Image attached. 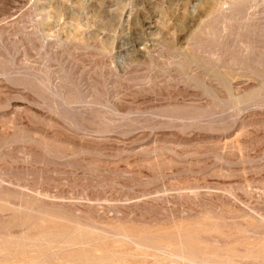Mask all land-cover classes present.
<instances>
[{"label": "rangeland", "instance_id": "rangeland-1", "mask_svg": "<svg viewBox=\"0 0 264 264\" xmlns=\"http://www.w3.org/2000/svg\"><path fill=\"white\" fill-rule=\"evenodd\" d=\"M205 1L0 0V264L264 263V3L192 57Z\"/></svg>", "mask_w": 264, "mask_h": 264}, {"label": "bare ground", "instance_id": "bare-ground-1", "mask_svg": "<svg viewBox=\"0 0 264 264\" xmlns=\"http://www.w3.org/2000/svg\"><path fill=\"white\" fill-rule=\"evenodd\" d=\"M250 3V0H211V1H205V4H204V6L203 7H201L199 10V14L197 15V24H196V27H195V29L189 34V36H188V38H187V41H188V44L189 45H193L194 47H192V48H190L189 50V54L193 57V53H195L197 50H198V48H196L195 47V43H197L198 41H199V38H203V39H205L206 41H209V40H217V41H219V42H224V43H226V45L228 44V42H229V40H234V42L235 41H237V39H234L233 38V36H232V34L230 33V32H224V29L222 30V28L224 27V26H222L221 27V33H223V35L221 34L220 35V32L218 31V29H217V26L218 25H222L223 24V22H222V20L225 18V16H226V14H230V16H232L233 14H238V15H242L243 13H244V10H245V8H246V6H247V4H249ZM263 3H264V0H263ZM228 12V13H227ZM228 14V15H229ZM227 18L228 19H230L231 17H228L227 16ZM250 18V17H249ZM249 18H246L245 17V19H244V21H242V22H240V24H238L237 25V27L239 28L238 30H237V33L235 34V36L238 38V39H243L242 40V43L245 45V46H243V47H240V49L242 50L241 51V55L242 56H240V58L242 57V58H244L245 60H250V57H253V56H256L257 58H258V60L256 59V60H254V62H256V64L257 65H259V66H262V63L264 62V52H261L260 54H258L254 49H253V47H252V45L254 44V42H255V38L256 37H258L259 35H258V32H257V25L254 23V22H252V20L251 19H249ZM242 35V36H241ZM240 41V40H239ZM236 43V42H235ZM186 45V44H185ZM185 49V48H184ZM196 49V51H194ZM223 49V48H222ZM186 50V49H185ZM188 52V51H187ZM207 54V53H206ZM212 56H213V54L212 53H208L207 54V56L206 57H201V59H203L204 61H206L205 63H207L209 66L210 65H212V70H213V72L216 74V75H219L218 77H220V78H222L223 80H228L229 79V76H230V73L227 71V70H224L223 69V67H219V65H221V64H219L220 63V59H211L212 58ZM191 57V58H192ZM196 59V58H195ZM244 59H242V60H244ZM241 60V59H240ZM204 61H203V63H204ZM261 61V62H260ZM228 62V61H227ZM243 62H245V61H243ZM246 62H248V61H246ZM236 63V62H235ZM234 63V64H235ZM207 65V66H208ZM236 65V64H235ZM204 68V67H203ZM257 70V69H256ZM261 71V70H260ZM214 73H211V74H214ZM200 78V77H199ZM201 79V78H200ZM205 79V78H204ZM219 81V80H218ZM221 83V82H220ZM223 85V84H222ZM263 85H264V83H263ZM230 101L232 102V105L233 106H235L236 108L237 107H239V106H241V104L242 103H244V102H242V99H240V96H237L236 98L235 97H231L230 98ZM234 107V108H235ZM1 184V183H0ZM196 195V194H195ZM229 195H230V193H229ZM228 197V196H227ZM232 197V196H231ZM37 198V197H36ZM228 198H230V197H228ZM42 199V198H41ZM227 200H230V199H227ZM42 201V200H41ZM46 201V200H45ZM258 217V216H257ZM264 217V216H263ZM256 221H260V222H262L263 221V218L262 217H260V220H256ZM255 221V222H256ZM254 222V223H255ZM259 222V223H260ZM256 224V223H255ZM217 225V224H216ZM260 225V224H259ZM264 225V224H263ZM211 226H213L214 227V224L213 225H211ZM252 226V225H251ZM253 226H255V225H253ZM258 226V225H257ZM200 228V227H199ZM242 228V227H241ZM247 228V227H246ZM246 228H243V229H246ZM261 228H263L262 227V225H261ZM237 229V228H236ZM236 229H233V230H236ZM239 229V228H238ZM200 230V229H199ZM232 230V229H231ZM241 230V229H240ZM240 230H237L236 231V233L237 234H239L240 236H241V234H242V232L240 231ZM264 230V229H263ZM244 231H246V230H244ZM258 231V230H257ZM219 231H217L216 233H218ZM226 232H227V230H226ZM229 232H231V231H229ZM233 232V234L231 235V236H233L234 235V231H232ZM231 232V233H232ZM239 232H241V234L239 233ZM235 233V235L237 236V234ZM247 233V232H246ZM219 234H220V232H219ZM228 234V233H227ZM245 234V233H244ZM255 234V233H254ZM254 234H251V235H254ZM258 234V233H257ZM260 234V233H259ZM218 235V234H217ZM222 235V236H221ZM223 235H224V233L223 234H220V236L223 238ZM256 235V234H255ZM261 235V234H260ZM228 235H226V237H224V238H229L230 236H228ZM236 236H233V237H236ZM243 236V235H242ZM245 238V237H244ZM251 238V237H250ZM264 238V237H263ZM127 239V238H126ZM219 239V241L221 240L220 238H218ZM242 239V238H241ZM214 240H216V244H218L217 243V239L215 238ZM233 240V239H232ZM237 240V239H236ZM238 240L239 241H241L240 240V238H238ZM259 240V239H258ZM211 241V240H210ZM264 241V240H263ZM222 242V241H221ZM227 242V241H226ZM228 242H230V241H228ZM245 242V241H244ZM259 242V241H258ZM261 242V241H260ZM224 243V242H223ZM231 243V242H230ZM238 243V242H237ZM213 244V243H212ZM251 244V243H250ZM218 245H221V243H219ZM228 245V244H227ZM245 245V244H244ZM165 246V245H164ZM163 246V248H165ZM248 246V245H247ZM137 247V246H136ZM156 247H158V246H156ZM167 248V247H166ZM171 248H173V247H171ZM256 248V247H255ZM139 249H141V248H139ZM156 249V248H155ZM174 249V248H173ZM234 249V248H233ZM243 249H244V247H243ZM143 250V249H142ZM146 250V249H145ZM236 250V249H235ZM240 250H241V248H240ZM140 251V250H139ZM158 250L156 249L155 250V252H157ZM221 251V250H220ZM252 251H254V250H252ZM178 252V251H177ZM202 252V251H201ZM218 252V251H217ZM233 252V251H232ZM237 252V251H236ZM241 253V251H238V253ZM250 252V251H249ZM258 252V251H257ZM141 253V252H140ZM145 253V252H144ZM159 252H157L156 254H158ZM161 253V252H160ZM163 253V252H162ZM188 253V252H187ZM221 253V252H220ZM230 253V252H229ZM244 253V252H243ZM255 253V252H254ZM167 254V253H166ZM171 254V253H170ZM174 254V253H173ZM210 254V253H209ZM222 254V253H221ZM233 254H234V252H233ZM248 254V253H247ZM246 254V255H247ZM263 255H260V256H262V261L261 262H263L264 261V253H262ZM158 255H161V254H158ZM204 255V254H203ZM216 255V254H215ZM215 255H214V257H215ZM228 255V254H227ZM236 255H238V254H236ZM239 255H241V254H239ZM238 255V256H239ZM162 256H164V255H162ZM170 256H172V254L170 255ZM180 256H181V254H180ZM184 256V255H183ZM192 256V255H191ZM206 257L208 256V255H205ZM213 256V255H212ZM232 256V255H231ZM237 256V258L236 259H233V257H231V258H229V257H223V259H221L222 260V264H250V260H252V259H250V260H245V259H240L239 257ZM155 257V256H154ZM159 257V256H158ZM166 257H168V256H166ZM173 257H174V255H173ZM189 257V256H188ZM210 257L211 256H209V259L208 258H201L200 257V259L198 258V259H190L189 258V260L187 261L186 259L184 260V259H182V257L180 258V257H177L178 258V262H182L183 261V263H184V261H186V262H188L189 264H213V263H211L212 262V259L210 260ZM219 257V256H218ZM221 257V256H220ZM249 257V256H248ZM161 258V257H160ZM165 258V257H164ZM175 258H176V256H175ZM250 258V257H249ZM259 258V257H258ZM259 258V259H260ZM157 259V258H156ZM163 259V258H162ZM165 259H167V258H165ZM220 260V259H219ZM174 261V260H173ZM255 261V260H254ZM156 262V261H155ZM213 262H215V260H213ZM154 263V262H153ZM174 263H176V262H174ZM187 263V264H188ZM251 263H255V264H258V263H260V261L259 260H256L255 262H253V260H252V262ZM155 264V263H154ZM261 264V263H260ZM264 264V263H263Z\"/></svg>", "mask_w": 264, "mask_h": 264}]
</instances>
